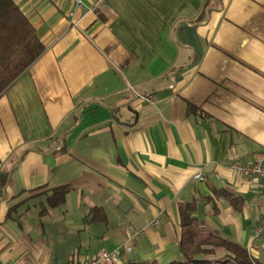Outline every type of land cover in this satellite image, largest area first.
Returning <instances> with one entry per match:
<instances>
[{"label": "crops", "instance_id": "obj_1", "mask_svg": "<svg viewBox=\"0 0 264 264\" xmlns=\"http://www.w3.org/2000/svg\"><path fill=\"white\" fill-rule=\"evenodd\" d=\"M13 1L45 48L0 96V264H166L193 199L264 260V183L230 167L264 165V0Z\"/></svg>", "mask_w": 264, "mask_h": 264}, {"label": "trees", "instance_id": "obj_2", "mask_svg": "<svg viewBox=\"0 0 264 264\" xmlns=\"http://www.w3.org/2000/svg\"><path fill=\"white\" fill-rule=\"evenodd\" d=\"M44 45L29 18L13 0H0V96L42 54ZM0 172V190L8 181ZM70 187L58 186L48 196L49 204L62 203ZM235 209H241L243 198L230 188L215 190ZM196 201L178 205L181 235L180 258L166 264H264L249 250L229 240L195 216ZM129 264H151L130 261Z\"/></svg>", "mask_w": 264, "mask_h": 264}, {"label": "built area", "instance_id": "obj_3", "mask_svg": "<svg viewBox=\"0 0 264 264\" xmlns=\"http://www.w3.org/2000/svg\"><path fill=\"white\" fill-rule=\"evenodd\" d=\"M73 4L74 9L79 8L83 4V0H70ZM95 3L91 7L94 8L95 4L101 3L105 5L103 0H95ZM90 9V10H91ZM71 17L74 16V10L69 12ZM76 22H73L75 25ZM133 93L141 98H143L147 102H151L152 98L150 95H143L139 93L137 90L132 89ZM230 167L240 173L243 176L255 178L257 180H261L264 183V165L260 162H250V163H242L238 160H234L231 162ZM194 178L198 181H202L204 176L202 173L195 174ZM264 234V218H262L254 228L255 237L261 236ZM133 236L131 234L128 235V246L127 249H130V242L132 241ZM119 260V249L114 250H101L97 254H94L82 261L78 264H116Z\"/></svg>", "mask_w": 264, "mask_h": 264}]
</instances>
